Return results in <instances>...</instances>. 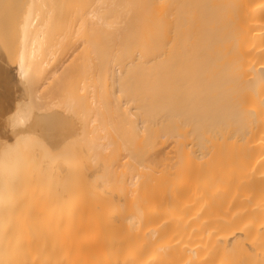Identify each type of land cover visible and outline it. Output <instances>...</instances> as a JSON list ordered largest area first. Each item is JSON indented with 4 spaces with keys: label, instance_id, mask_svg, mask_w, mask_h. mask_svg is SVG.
<instances>
[{
    "label": "bare ground",
    "instance_id": "1",
    "mask_svg": "<svg viewBox=\"0 0 264 264\" xmlns=\"http://www.w3.org/2000/svg\"><path fill=\"white\" fill-rule=\"evenodd\" d=\"M122 33L141 118L110 160L40 64ZM0 77V264H264V0H0Z\"/></svg>",
    "mask_w": 264,
    "mask_h": 264
},
{
    "label": "rangeland",
    "instance_id": "2",
    "mask_svg": "<svg viewBox=\"0 0 264 264\" xmlns=\"http://www.w3.org/2000/svg\"><path fill=\"white\" fill-rule=\"evenodd\" d=\"M75 31L77 32L78 29L76 28ZM59 33V32H58ZM121 33V32H120ZM117 34V35H121V34ZM60 34V33H59ZM78 35V34H77ZM77 35H74L75 37L72 38H69L68 40L67 39H62L63 41L59 44V46H57L54 50V58H51L47 61L49 62H45L42 63L43 65L40 64V68H43V72H49L50 69L52 70L53 68L57 67V66H61L62 63H64V67L63 69L61 70L60 72V76H59V79L56 81L55 83V86L59 88V92L58 94L63 98L60 99L61 97L58 95L56 96L55 98V102L56 104L54 105H57V106H54L52 108H54L53 110H55L56 112L60 110V112H62V114L65 112V115L66 113L68 112L65 107L64 104H63V100H64V103H66V100L67 98H69L70 100V97L72 95L73 99L75 100L74 104H75V107H74V112L71 113L73 115H70L68 112L66 116L63 115V118H62V122H64V125L65 127L68 125L70 126L72 124L75 125V131L78 130L79 128H81V132L83 133V127H85V133H93V136L92 138L97 141L101 140V143L103 144H111V146L109 147L110 149L104 151V152H101L105 157H107L108 159L110 158L111 159H115V158H118L120 155L122 154H125V149H126V145L127 144V139L130 141H132V139L134 141H136V139H138L136 136L138 135V123L141 118V111H139L141 109V104H142V101H141V80H140V72L138 73V70L135 69V68H138L140 65H139V62L135 61V63H133L134 61L132 59L129 60V58L127 59V57H125V52L124 51H127L125 49H127V45H126V40H125V37H124V34L122 33L123 36H119L123 37V41L125 40V42L121 43V40H119V44H123L121 45L122 47H120L118 45V48H120L122 51H123V56L121 57V54L122 53H119V59L117 58L116 60L113 61V59L111 60V56L110 58L109 57H106V54H103V55H100V56H103V58H101L99 56V59H98V55L96 54H92L96 57H92L93 61L90 60L89 62L87 61H84V57H85V53L83 51H85V49L87 48V44L82 42V38L79 37L77 38L76 36ZM116 35V36H117ZM60 36L63 37L62 33L60 34ZM80 36V35H79ZM60 38V37H58ZM76 38V39H75ZM71 39V40H70ZM61 40V39H60ZM118 40V38H117ZM72 41V42H71ZM103 41V43H102ZM101 43L99 46L101 47L100 48V52L102 53L103 50L102 49H107V42L106 40H102ZM117 42V41H116ZM114 43L116 46V50H118L117 48V43ZM72 43V44H71ZM83 43V44H82ZM109 43V42H108ZM109 44V47H108V53L110 54H115L117 53V51L114 49V47L112 48V45L114 44ZM76 44V45H75ZM103 45V46H102ZM126 45V46H125ZM73 46V47H72ZM77 46V47H76ZM106 46V47H105ZM97 47V46H96ZM111 48V50H109ZM123 48V49H122ZM61 49V50H60ZM89 49V47H88ZM87 50V49H86ZM99 50V48H98ZM102 50V51H101ZM120 50V52H121ZM81 51V52H80ZM113 53H112V52ZM115 52V53H114ZM105 53V52H103ZM107 53V54H108ZM56 54V55H55ZM84 54V55H83ZM116 55V54H115ZM118 55V54H117ZM83 56V57H82ZM106 58H105V57ZM78 58V59H77ZM62 59V60H61ZM82 59V60H81ZM110 60V61H108ZM58 61V62H57ZM113 61V62H112ZM130 61H133V62H130ZM94 62V63H93ZM130 62L133 63L131 66L133 67H129L127 66ZM58 63V64H57ZM88 63V64H87ZM109 63V64H108ZM138 63V64H137ZM93 64V65H92ZM96 64V65H95ZM49 65V66H48ZM82 65V66H81ZM43 66V67H42ZM78 66V67H77ZM95 66V67H93ZM129 67V69L127 67ZM47 67V68H46ZM51 67V68H50ZM124 67V68H123ZM135 67V68H134ZM81 68V69H80ZM132 68V69H131ZM79 69H80V73H79ZM83 69V71H82ZM89 69V70H88ZM107 69V70H106ZM126 69V70H125ZM131 69V70H130ZM139 69V68H138ZM87 70V71H86ZM118 71V72H117ZM134 71V72H133ZM135 71H137L135 73ZM68 72V73H67ZM116 72V73H115ZM126 72V73H125ZM131 72V73H130ZM83 73V74H82ZM92 73V74H91ZM120 73V74H119ZM124 73V74H123ZM130 74V75H129ZM80 75V76H78ZM96 77H95V76ZM137 75V76H135ZM89 77V78H88ZM138 77V78H137ZM1 78L3 79L4 77H0V80ZM66 78V79H65ZM80 78V79H79ZM88 80H87V79ZM9 80V77H5L4 78V81H0V106L4 107L2 110V112L0 113V136L3 134V130L1 129V127L3 125H6V119L9 118L11 115H10V112L13 110L14 108V105L11 104V101L14 99V90L15 89H12L14 86L13 84L11 83L12 81ZM96 79V80H94ZM7 80V81H5ZM62 80V81H61ZM59 81L60 85H58L59 83H57ZM68 81V82H67ZM83 81V83H82ZM2 82V83H1ZM8 82V84L6 85V83ZM4 83V84H3ZM10 83V84H9ZM48 84H50V81L47 82ZM52 83V82H51ZM5 86H3V85ZM67 84V85H66ZM82 84V85H81ZM9 85V86H8ZM10 85L11 86V89L13 90H10ZM65 85V86H64ZM71 85V86H70ZM85 85V86H84ZM130 85V86H129ZM82 86V87H81ZM96 86V87H95ZM137 86V87H136ZM2 87V88H1ZM61 87V88H60ZM71 87V88H70ZM94 87V88H93ZM136 87V88H135ZM140 87V88H139ZM8 88V90H7ZM76 90H75V89ZM82 88H85V91H82ZM64 89V91H62ZM70 89V90H69ZM131 89V90H130ZM4 90V91H2ZM11 92H10V91ZM72 90V91H71ZM100 90V92H99ZM2 91V92H1ZM90 91V92H89ZM93 91V92H92ZM136 91V92H135ZM8 92V93H7ZM62 92V93H60ZM83 92V93H82ZM7 93V95H6ZM13 94L12 98L11 95ZM64 93V94H63ZM70 93V94H69ZM3 94V95H2ZM82 94V95H81ZM85 94V96H84ZM101 94V96H100ZM80 95V96H78ZM129 95V96H128ZM3 96V97H2ZM9 96V97H8ZM68 96V97H67ZM70 96V97H69ZM91 96V97H90ZM6 97V98H5ZM58 97V98H57ZM71 97V99H72ZM85 98V99H84ZM92 98V99H91ZM7 99V100H5ZM12 99V100H11ZM91 102H90V100ZM96 99V101H95ZM2 100V101H1ZM62 100V101H61ZM68 100V101H69ZM88 103H87V101ZM93 100V102H92ZM10 101V102H9ZM67 101V102H68ZM59 102H62V106L60 104H58ZM77 102L78 105H77ZM96 102V104H95ZM137 102V103H136ZM6 103V104H5ZM4 104V105H3ZM81 105V106H80ZM135 105V106H134ZM140 105V106H139ZM61 106V107H60ZM88 106V107H87ZM57 107V108H55ZM83 107V108H82ZM86 107V108H85ZM133 107V108H132ZM10 108V109H9ZM63 108V109H61ZM139 108V109H138ZM8 109V110H7ZM50 109V108H49ZM57 109V110H56ZM59 109V110H58ZM77 109V110H76ZM84 109V110H83ZM97 109V110H96ZM136 109V110H135ZM51 110V109H50ZM62 110V111H61ZM80 110V111H78ZM88 110V111H87ZM84 111V112H83ZM77 112V113H76ZM90 112V114H89ZM5 113V114H4ZM81 113V114H80ZM84 113V114H83ZM7 114V115H6ZM77 114V115H75ZM93 115V116H92ZM6 116V118L3 120V118ZM8 116V117H7ZM71 116H74V117H71ZM82 116V117H81ZM87 116V117H86ZM89 116V117H88ZM65 117V118H64ZM74 120H73V119ZM78 118V120H77ZM99 118V119H98ZM85 119V120H84ZM88 119V120H87ZM65 120V121H64ZM72 120V121H71ZM132 120V121H131ZM138 121V123H137ZM5 122V123H4ZM72 122V123H71ZM76 122V123H75ZM87 122V123H86ZM95 122V123H94ZM9 122L7 121V124ZM80 123V124H79ZM3 124V125H2ZM67 124V125H66ZM79 124V125H78ZM88 124V125H87ZM91 124V125H90ZM81 125V127H80ZM97 125V126H96ZM67 126V127H68ZM83 126V127H82ZM92 127V128H91ZM128 127V128H127ZM137 129H136V128ZM74 129V127H72ZM78 128V129H77ZM100 128V129H99ZM107 128V129H105ZM115 130H114V129ZM126 128V129H125ZM133 129V130H132ZM79 130V131H80ZM91 130V132H90ZM126 130V131H125ZM136 133H135V131ZM79 131H76L77 133H80ZM109 131V132H108ZM113 131V132H112ZM62 133H64V135L67 137V132H63V130L61 131ZM99 132V133H98ZM103 132V133H102ZM126 134H125V133ZM108 135H107V134ZM128 134V135H127ZM130 134V136H129ZM134 134V135H133ZM103 135V136H102ZM106 135V136H105ZM115 135H118L120 136L118 138L115 137ZM65 136L63 137V139L65 138ZM128 138L126 139L125 138ZM108 137V138H107ZM124 137V138H123ZM37 138V137H36ZM71 138V137H70ZM121 138V139H120ZM123 138V139H122ZM62 139V138H61ZM75 140H72L70 139L71 142L73 141H77V137L75 138ZM79 136H78V140H79ZM110 139V140H109ZM69 140V138H68ZM95 140V141H96ZM122 140V142H121ZM126 140V141H125ZM63 141V140H62ZM64 141L68 142L67 141V138L64 139ZM105 141V142H103ZM125 141V142H124ZM112 142V143H111ZM117 142V144H116ZM133 142V141H132ZM100 143V141H99ZM124 143V144H123ZM122 144V146H121ZM135 144V143H134ZM137 144V143H136ZM36 145V144H34ZM40 145V144H38ZM115 145V146H114ZM34 147V146H33ZM30 147H28L29 149ZM35 148V147H34ZM37 148V146H36ZM43 149V147H42ZM41 148V152L43 151ZM33 150V149H32ZM118 150V151H117ZM120 150V152H119ZM123 152H122V151ZM31 151V150H30ZM37 151V150H35ZM115 151V153H114ZM106 152V154H105ZM113 152V153H112ZM34 154V157H35V154L37 156V163L38 162H41L39 161L40 159H38V157L40 158L41 155L39 152H33ZM38 153V154H37ZM44 153V152H43ZM45 153H47L45 151ZM44 153V154H45ZM128 153V152H127ZM126 153V154H127ZM29 154V153H28ZM43 154V156H44ZM52 153L48 154L47 155V159L51 155ZM40 155V156H38ZM29 157H33V156H29ZM33 157V158H34ZM32 158V159H33ZM44 159H41L42 160H45L46 157H43ZM46 159V160H47ZM35 163V164H37ZM42 163V162H41ZM40 163V164H41ZM46 164V163H45ZM42 165V164H41ZM35 171V170H34ZM37 172V171H36Z\"/></svg>",
    "mask_w": 264,
    "mask_h": 264
}]
</instances>
